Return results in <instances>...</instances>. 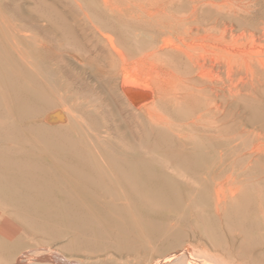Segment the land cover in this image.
<instances>
[{
    "label": "bare ground",
    "instance_id": "bare-ground-1",
    "mask_svg": "<svg viewBox=\"0 0 264 264\" xmlns=\"http://www.w3.org/2000/svg\"><path fill=\"white\" fill-rule=\"evenodd\" d=\"M78 5L106 49L103 60L109 69L105 70L100 65L96 66V71L114 82L115 92L111 95V102L112 97L118 101L121 95L130 108L132 106L143 115L149 125L146 131L152 130L157 137L152 143L153 148L169 145L172 136L183 142L185 150L175 158L180 169L173 171L184 178L196 173L195 169L205 156L196 151V141L209 130L220 129L224 105L221 97L228 93L235 98L243 89H252L264 81V48L258 49L264 39V0H125L123 5L114 0H93L94 7L85 6L79 1ZM253 11H258L257 17L253 16ZM142 25H146L147 29L139 30ZM39 46L47 60L55 58V52L46 42H41ZM19 57L27 62L22 55ZM81 58L92 64L97 63L96 56L90 54ZM8 61L3 56L0 59V258L9 256L10 264H92L83 258L75 260L60 254L52 255V243L47 245L44 241H35L39 235L59 240L67 235L66 230L69 229L78 233L73 246L76 251L88 254L85 256L89 258L103 257L101 262L94 264H125L111 258L114 257L113 253L110 255L113 249L129 259L127 264H135L138 259L150 260L146 264H264V258L254 255V250L252 252L247 248L246 253L242 254L222 242L213 218L220 217L222 211L227 214L224 205L229 195L233 196L232 192L216 191L212 205L214 216H211L205 213L207 203L203 201L199 206H194V210L183 208L180 203L181 190L178 184H174V177L175 181L170 177L174 183H170L166 189L163 185L155 190L146 188L142 180L154 174L150 162V155H153L147 150V142L146 147L138 149L135 143L127 141L126 149L142 157L132 159L123 149L126 135L117 134V127L113 129L107 121L102 130L110 139L115 135L116 139H121L118 143L123 147H102L103 157L93 153L92 149L96 147L93 138L98 136L94 132L80 128L77 137L63 130L65 127H54L64 116L59 110L39 115L35 121H40L42 126H39L41 130L36 129L37 136L44 140L49 149L71 159L54 161L57 171H53L47 159V164H41L43 162L33 158L31 150H26L25 146V150L23 147L21 149L22 155L17 157L20 150L16 154V148H19L15 146L17 120L12 103L27 110H32L34 101L41 99L45 107L51 104L57 106L59 101L54 96V102L48 90L54 88L50 85L56 88V84L60 83L61 90L67 91V96L69 94L74 101H88L105 120L111 122L114 109L110 112L104 101L73 92L70 82H59L58 78H49V82L45 80L43 91L33 89L31 81L25 82L28 85L19 84L15 71L7 69L6 72L3 68ZM2 69L10 82L12 96L1 89ZM62 71L58 67L59 74L62 75ZM122 109H125L124 105ZM47 124H53V127L48 128L45 126ZM131 152L128 154L132 155ZM144 153L148 154L147 158H144ZM161 170L164 171V168ZM63 180L67 183L64 184ZM125 182L128 191H125ZM74 190H87L110 197L109 200L103 198L105 207L102 205L104 208L100 217L105 222L76 198ZM129 195L135 196V204H128ZM117 197L122 200L121 204L115 203L114 198ZM230 212L226 221L232 230L241 227L248 233H256V227L264 224V210L247 213L235 206ZM190 215L194 216L193 221L189 219ZM41 221L44 225L40 227L38 223ZM35 227L41 234L30 231L34 229L35 232ZM24 232L33 234L32 242L22 237L21 233ZM158 242L165 244L167 253L161 259H154L157 255L153 246ZM206 242L210 243L216 254H211ZM148 252L150 255H146Z\"/></svg>",
    "mask_w": 264,
    "mask_h": 264
},
{
    "label": "rangeland",
    "instance_id": "rangeland-1",
    "mask_svg": "<svg viewBox=\"0 0 264 264\" xmlns=\"http://www.w3.org/2000/svg\"><path fill=\"white\" fill-rule=\"evenodd\" d=\"M78 1L85 6L94 7L93 0H0V25L2 28L0 29V40H1L0 50L2 52L0 59H2L3 56L4 58H7V60H9L8 61L9 63L7 64L4 63L5 66L3 68L5 69L6 72L7 69L11 70L12 72L15 71L16 73L15 76L17 77L19 84L28 85L25 82L31 81V86H33V89H38L43 91V84L45 80L49 78L51 79L58 78L59 82L61 80L67 81L68 83L70 82L72 87L71 90L73 92L75 91L78 92V94L79 93L85 94L88 96H92V98H95L96 100L104 101L106 105L108 104L107 108L109 109L110 112L114 109L110 116L111 122L105 120L106 118H104L100 112L93 110L94 107L90 106L88 101H83L82 99H77L75 101L72 100L69 94L67 96V91L61 90L62 86L60 83L56 84V88L54 85H50V87L53 86L54 88L52 87L53 90L51 89L48 90L50 92L49 95L52 100L56 98L57 101H59L58 103H56L57 106L55 104H51L48 105V107H45V103L43 102L42 99L34 101L35 103L33 105L32 110H27L22 106L12 103L17 120L15 124L17 130V141L15 142V146L19 147L16 148L17 153L16 151L15 153L18 154V151L20 150L17 157H20L22 155L20 152L22 147L25 146L26 150H31L30 153L33 154L32 155L33 158H36L38 161L43 162L41 164H45L47 159L48 166L53 168L52 169L53 171H57L54 161L56 162L61 158L71 159V157L69 156L66 157L61 154H59L61 155L59 156L58 153L54 152L51 148L49 149V147H47L46 144L43 142L44 140H41V138L38 137L39 135L36 130V129H40L39 126H42V123H40V121L39 122L35 121L37 120L39 115L43 113L49 114L50 112L52 113L53 111H58V110L62 111L64 116L62 121L57 122L59 125L55 123L56 126L54 127L58 126L57 128L61 127V129L65 127L63 130L66 129L65 131H69L70 133L76 135L77 137H78L77 132L80 130V128H83L88 132H94L98 136L96 137V139L93 138L94 143L96 144V147L92 149L93 153L98 157H103L102 147L104 148L109 147V145L111 149L112 146L114 147L120 146L121 147L120 149H122L123 147L121 143L120 144L118 143L119 140L121 139H116V135L115 137H111L110 139L106 135V132L102 130L104 125H106V121H107V123L111 125L113 129L117 127L116 128L117 130L115 129L116 132H118L117 134L120 133L121 135H126L125 148L123 147V149H125V153H127V155H129L132 159L136 160L138 158L141 159L142 157L135 156L134 152H131L129 149H126L128 146L127 141L130 142L132 141L133 143H135L137 147H139L138 149L140 148L142 149V147H146L145 145L147 142V150L149 153L153 155V156L150 155V162H151V169L153 170L152 172L154 174L153 176L147 177L146 179L144 178L142 180L143 185L145 184L144 186L146 188L155 190L156 188H159L160 186L163 185V188L166 189L167 186L170 185V183H174L173 181H175L176 179L174 184L176 185L178 184L177 187L182 192L181 194V192L179 191L180 203L183 206V208L185 209L192 208V210H194L193 207L197 206L198 204H201L202 203L201 201H203L205 204L207 203L206 204L207 208H204L205 213H209V215L211 216L212 215L214 216L212 205L214 202V196L216 194V191L219 190L227 194L229 192H232L233 196L229 195L224 205L225 210L227 209L224 212L227 214H224L222 211L220 217L215 216L213 218L214 223L220 233V236L223 239L221 240L223 243L225 242L224 244L227 247H229L230 245L229 248L236 250V252H241L242 254H244V252L247 251L248 248V250L250 251L254 250V252L252 251L254 255H260V257L262 256L261 258H264V230H263L264 224H261L260 227H256L257 229L256 233L254 232L248 233L241 227H237L236 229L232 230L231 228L228 227L227 224L228 220L226 219L227 216L231 215L232 213L230 212V209L232 208L234 209L235 206L239 208H243V210H245L247 213L264 210V81L258 83L256 87H253L252 89L249 90L243 89L242 93L235 98L230 97L228 93H226L225 96L221 97L222 104L224 105L222 107V113H221L222 116L220 117V121L223 124L220 122L221 123V124L219 123L220 129H218V131L209 130L207 133L200 136L199 139L196 141V151H199L203 153V155H205L204 158L202 156L201 161L199 162V164L202 167L198 164L197 168L195 169L196 173H191L192 175L189 174L188 176H185V178L184 176H179V174H177L176 171H173V169L175 170L180 169L179 168L180 166L178 165L175 158H177L178 153L184 152L185 150V148L183 147L184 143L181 142L179 139H177V137L172 136L171 137L172 141L170 140L169 145L167 144L164 146V144H162L163 146L160 145L156 148H153L152 146L154 145L152 143L156 141L157 137L152 132V130L148 129L146 131L149 125H147L148 123L142 117L143 115H140L137 109L135 108L133 109L132 106L130 108V105H128L127 102H125L124 100L125 98L122 97L121 95H119L120 99L118 97L119 99V100L117 99L118 101H115L112 97L113 101L111 102V95L113 94V91L115 89L114 82L108 79L106 76L103 77L96 71L97 68L96 66H100V65L101 68L102 66H104L103 69L105 70L109 69L108 65L103 60V55L106 49L104 47L103 42H101V40L94 34L91 22L83 15L82 10L78 5ZM114 1H116L121 5L125 4V0H114ZM257 15H258V11H253V16L257 17ZM59 17L62 19L60 20ZM64 22L66 25H64ZM146 29H147L146 25H142V27H139V30H146ZM92 35L93 37H91ZM41 42L44 43L46 42L48 44L49 48L55 52V58L53 57L52 59L47 60L44 57V51L42 47L39 46ZM81 44L84 45L82 46ZM262 44H263L262 46H258V49L264 48V39L262 40ZM255 48L257 49V47ZM89 54L94 57L96 56L97 58L96 64H92L81 58L82 55L86 56ZM20 55H22L27 62L23 61L19 57ZM58 67H60L63 70L62 75L59 74ZM4 69H2V71H4ZM5 71L2 76L3 88L1 89L3 91H6L10 96H12L13 94L11 93V85L10 82L6 80L7 75L5 74ZM47 82L49 81L47 80ZM106 82L109 83L107 84ZM110 83L112 84L111 86ZM57 86L59 87L57 88ZM38 92L41 93L40 91ZM100 94L102 96H100ZM108 97L110 100L107 99ZM122 99L124 101H122ZM55 101L56 100H54V102ZM120 105L121 106L124 105L125 107V109H122L123 112L121 111ZM114 111H116L115 112L116 114L114 113ZM94 112L95 114H93ZM130 114L134 116V118ZM142 118L145 121L141 120ZM65 122L67 123L65 124ZM52 125L53 124H47L45 126L48 128H52L53 127ZM25 134L27 137L25 136ZM172 146L173 148H171ZM25 147H23V149ZM159 147L161 149H159ZM151 149L156 151L154 152ZM128 152H131V154L134 155V157L128 154ZM144 155H145L144 158H147L148 154L144 153ZM170 158L171 159L174 158V160L172 161ZM162 167L164 168V171L161 170L163 169ZM155 169L156 172L154 171ZM65 174L66 173H64V176L67 177V175ZM196 174L197 176H194ZM170 177L173 181L170 179ZM173 177L175 179H173ZM63 182L64 184L67 183L66 180H63ZM77 191L74 190L73 192L76 198L82 203H84L85 207L90 208L91 210L90 209L89 210L92 211L95 214V216L99 217L102 220L100 215L101 212L103 211V208L105 207L103 198H107V200H109L110 197L108 196L103 197L100 194L94 192L92 193L91 191H87V190L86 192L88 193H86L85 191L81 192V190L80 191L77 190ZM125 191H128V185L126 184V182H125ZM95 195L97 196V198L100 199H97ZM201 195H203V198L201 197ZM115 198H114L115 203L121 204L122 200L118 197L117 198L119 200ZM96 199L98 203L96 201L95 204ZM127 200L129 202L128 204L132 205L135 204L134 202L137 199L135 198V196L129 195ZM171 216L173 217L172 214L170 215V217ZM191 218L193 221L194 216L191 217L190 215L189 219ZM52 222L54 223V221ZM102 222H105L104 219L102 220ZM38 224L41 227L44 225V222L41 221V223L39 222ZM45 225L47 224L45 223ZM35 226L38 227V225ZM60 228H62V226ZM64 230H66V227L64 228ZM30 231L33 233L36 232L40 233L38 229H36L35 232L34 229H31ZM67 231H68L67 235L64 236L63 238H59V240L58 239L54 240L43 236L40 237L39 233H37L36 235L39 236H36L35 241L36 242L44 241L46 242L47 245L52 243L50 249V253L52 255L55 254L56 256L57 255L59 256L60 254L67 259L74 258L75 260H81L80 258H83V260H86L87 262L92 264L101 262V260H103L102 256L89 258L85 256L86 253L84 252L81 253L79 251H76L75 250L76 248L73 246H75L76 237L78 233L77 231H70L69 229L66 230V232ZM21 234L26 241L28 240L32 242L31 238H33V234H28L26 232ZM160 243L159 242L154 243L153 248L157 255V257H155L154 259L156 258L161 259L162 255L167 253V250H165L164 248L165 244L164 243L160 244ZM206 247L211 252V254L214 255L217 253L210 247L209 242H206ZM255 247L258 249H255ZM46 248H48V246H46ZM119 252H120L119 250L113 249L110 252V255H112L113 253L112 256L114 257L111 258H113V260L115 261H118L119 263L125 262V264H127V262H129V259L127 257L123 258L122 256H120ZM146 255H150V252H148V254ZM10 261L11 259L9 256L0 258V264H7V263L10 264ZM149 261L150 260H146V259H138L135 264H146Z\"/></svg>",
    "mask_w": 264,
    "mask_h": 264
}]
</instances>
